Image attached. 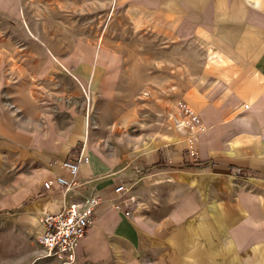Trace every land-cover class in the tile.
Segmentation results:
<instances>
[{
    "label": "crops",
    "instance_id": "1",
    "mask_svg": "<svg viewBox=\"0 0 264 264\" xmlns=\"http://www.w3.org/2000/svg\"><path fill=\"white\" fill-rule=\"evenodd\" d=\"M110 2L184 53L157 62L170 96L153 86L144 105L94 124L90 111L51 106L39 75L21 74L2 38L15 32L3 18L18 16L17 0H0V216L11 215L0 217V264L56 263L36 241L40 216L90 193L100 201L75 264H264V0ZM181 103L205 126L197 164ZM84 156L83 184L66 193L62 162Z\"/></svg>",
    "mask_w": 264,
    "mask_h": 264
},
{
    "label": "rangeland",
    "instance_id": "2",
    "mask_svg": "<svg viewBox=\"0 0 264 264\" xmlns=\"http://www.w3.org/2000/svg\"><path fill=\"white\" fill-rule=\"evenodd\" d=\"M17 9V17L3 18V26L15 32L3 33L2 38L16 45L12 55L21 74L39 75L47 84L43 91L50 95L51 106L63 100L64 105L90 111L94 124L106 122L121 107L144 105L151 99L146 91L153 86L158 85V95L167 92L164 83H155L154 75L162 70L157 62L171 53H184L168 49L155 33L135 27L110 0H17ZM31 58L35 63L26 66ZM107 73L112 78L107 80ZM4 228L0 226V240L8 233ZM1 250L5 249L0 243Z\"/></svg>",
    "mask_w": 264,
    "mask_h": 264
},
{
    "label": "built area",
    "instance_id": "3",
    "mask_svg": "<svg viewBox=\"0 0 264 264\" xmlns=\"http://www.w3.org/2000/svg\"><path fill=\"white\" fill-rule=\"evenodd\" d=\"M180 112L182 122L189 126L186 137V154L189 163L199 162L200 137L205 130L200 116L191 106L181 103ZM88 162V157H81L78 161L65 160L62 167L68 171V176H57L59 186L66 193H74L83 183L77 179L80 163ZM45 187H54L51 181ZM124 185L116 187L120 193ZM100 196L95 193L85 195L80 200L70 201L58 212H44L40 216L42 230L37 234L36 241L44 249L45 256L56 260L52 264H75V249L80 238L84 237L92 223L95 206L99 203ZM129 213V211L127 212Z\"/></svg>",
    "mask_w": 264,
    "mask_h": 264
}]
</instances>
